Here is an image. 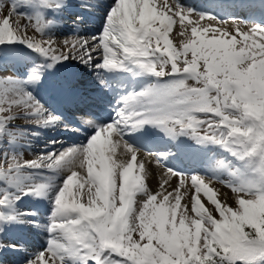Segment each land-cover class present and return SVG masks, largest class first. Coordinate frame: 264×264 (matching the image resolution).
<instances>
[{"label": "snow or ice", "instance_id": "1", "mask_svg": "<svg viewBox=\"0 0 264 264\" xmlns=\"http://www.w3.org/2000/svg\"><path fill=\"white\" fill-rule=\"evenodd\" d=\"M42 2L49 4L50 0ZM153 3L158 14L167 17L162 26L154 19L147 20L146 23L134 20L129 25L122 19V14H118L116 0L106 18L102 35L96 42L85 39L74 42L66 40V51L55 48V41L51 39L35 40L20 36V29L16 25L23 18L15 16L18 19L14 22V6L7 9L6 14L5 8L0 7V44L20 40L35 52L49 58L53 64L65 59L91 63L96 58L93 54L99 53L100 63L96 65L97 68L110 71L123 67L127 62L157 78H172L166 83H157L139 93L124 97L123 107L117 111L113 123L99 128L82 148H69L59 155L41 157L48 160L44 167L49 170L59 169L71 154L91 152L102 136L109 138L115 146L114 150L122 148L136 157L137 161V154L122 140L121 130H138L144 125H152L170 136L189 134L198 143L211 142L223 146L243 164L242 171L229 172L233 181L226 186L231 192L252 197L253 201L264 200V116L257 119L249 115L245 108V105L251 104L264 106V51L258 48L256 52L260 55L244 60L225 52L219 44L221 40L238 37L255 38L256 33H264V27L251 25L247 32H241L240 26L232 22L234 32L229 33L220 28L201 27L197 20L195 26L189 25L191 33L205 34L208 41L214 40L217 43L212 45L206 41L199 51L196 48L186 51V42L182 41L180 48L175 51L169 49L173 59L182 58L173 63L165 53L168 48L165 37L170 41L169 32L173 28L175 17H179L181 21L180 35L184 36L187 32L184 20L191 13L181 10L176 0L174 6L161 7L155 0ZM56 6L59 7L58 4ZM199 17L224 23L213 17ZM29 25L35 32L42 33L41 25ZM27 27L28 25L25 26ZM69 44L71 47H68ZM209 49H212V54L204 59H192L194 55L200 56L201 51ZM216 49L220 50V55L215 54ZM179 63H183L185 67L180 68ZM157 64L161 69L159 71L155 70ZM189 81L197 87L190 86ZM17 109H23L28 115L38 117V124H49L57 119L51 115L45 117L44 110L32 96L22 92L10 79L0 80V131L5 121ZM81 165L84 166L83 160ZM141 166L142 162H139V167ZM40 167L37 161L21 163L12 160L6 165L0 164V180L19 188L28 179L22 175L23 169ZM16 177L19 179L16 180ZM185 178L181 176L174 191L181 192ZM190 178L195 181L201 177L193 175ZM65 181L67 183H63L61 189H67L73 184V180L68 177ZM85 182L91 187L87 172L81 183ZM167 183L168 181H163L161 187ZM144 184L146 186V180ZM192 188L195 193L193 196L201 202L195 184ZM46 189L47 185H35V194L42 195ZM61 189L54 199L48 247L27 264H41V260L45 264H162L164 256L173 264L180 257V264H264V224L258 230L249 223H221L228 216L225 209L237 215L243 214L239 202L235 206H228L222 204L216 195L220 208L207 212L206 216H197L195 211H191L189 215L188 205H182L180 199L185 216L178 215L174 223L184 221L192 231H195L192 224L200 229L195 249L190 251L191 244L177 249L166 247L164 241L158 242L157 239L150 238V234L157 231L159 209L173 195L172 192L153 193L145 187L146 199L137 210L136 196L139 189L134 187L130 190V197H124L128 206L127 211L121 208L122 214L116 212L121 204L117 194V198L110 201L109 206L99 215L78 218L75 215H66L70 210L60 207L64 198V191ZM78 195L81 196V202H84L82 193ZM201 204L204 206L202 202ZM4 206H11V198L7 195L0 199V207ZM205 209L207 210L206 207ZM58 220L68 222L60 225V231H57ZM188 221H192V224ZM169 223H173L171 218ZM2 247L4 245L0 244V248Z\"/></svg>", "mask_w": 264, "mask_h": 264}, {"label": "bare ground", "instance_id": "2", "mask_svg": "<svg viewBox=\"0 0 264 264\" xmlns=\"http://www.w3.org/2000/svg\"><path fill=\"white\" fill-rule=\"evenodd\" d=\"M10 1L13 3L12 0ZM197 1L206 5V8L204 10L198 9V7L191 5L192 3L188 0H176V4L179 8L185 12H190L191 15L186 16L184 20V26L187 29L184 36L180 35L182 29L179 17L174 18L173 28L169 32V39L171 42L165 37V43L168 44L165 53H167L169 49L173 51L175 48H180L182 41L186 42L187 51L190 50L191 47H196V44L200 46L206 41L212 45L217 43L214 40L208 41L205 34L199 32L191 33L189 25L195 26L197 20H199V26L201 27L208 26L220 28L230 33L234 32V26L226 23L227 18H234L237 14H241V17H243L242 22H247L246 25H239L241 32H247L251 25L264 27V4L262 0ZM35 2H37V0H26V5L24 6L25 11L31 12L30 8L33 7V3ZM155 2L158 6L161 5V7H163V5L174 6V0H155ZM115 3L116 0H50V3L47 4L49 8L44 7L42 4L39 5L43 10L41 19L32 17L33 14L26 18L42 22L45 16H50L52 19H48L50 20V24L46 23L45 20H43V23L47 24L46 29L48 34L55 36L56 39L62 40L60 44L63 46L66 40L74 42L78 39L77 36L79 35H88L91 39L89 42H96L97 38L102 35V31L106 24V18ZM57 4L59 7L56 6ZM77 4L79 6H76ZM213 5L217 7L216 10L213 9ZM13 6L14 8L16 7L15 5ZM70 7L74 9L69 11L68 8ZM63 10H66V12H76L77 15L74 16V18L71 17L72 20L85 19L89 21L88 24L80 27L77 23H73L72 26H75V29L67 28L68 24L71 22H66L67 18ZM117 10L118 14H122V19L127 21L129 25H132L134 20L146 23L147 20L154 19L155 21H159L162 26L167 20V17L158 14L154 7L153 0H118ZM200 15L213 17L217 21L224 23H217L216 21L206 18L200 19ZM58 18L59 21L53 23V21L58 20ZM64 24L66 27L62 28ZM141 26H143V23ZM132 31H135L134 27ZM255 38L258 41H264V33H256ZM45 39L51 38L48 37ZM229 40L230 39L221 40L219 42L220 47H233V49L241 48L237 50L242 51V55H244L251 41V36L238 37L233 39V41ZM258 41H255V43H258ZM54 47L58 50L61 49L60 45H54ZM68 47H71V44H69ZM261 47L262 51H264V46ZM93 55L96 58L93 59L91 63H81L78 60L65 59L62 62L53 64L51 60L47 58L46 62L48 65L45 67L43 66V68H45L44 70L39 65L35 66L37 70H34V73L37 75H41L42 73V76L35 78L31 86L23 83L25 87V90H23L28 92L42 107L45 117L55 112L58 116L61 115L63 121L69 125V127L59 130L57 129L59 125L56 121L49 124H38L35 122L34 128L36 127L38 132L43 134L42 137H51L53 134L54 142L52 145L49 144L48 147H46V145H42V147L40 146V142L42 141L36 139L33 144V151H43L45 153L51 151V154H53L62 150L64 145H71L74 148L77 146L80 147L79 145L82 147L86 146V142L82 145L74 143V141L78 142L80 138H82L80 135L86 136V134L94 128H96V132L99 128L113 123L117 111L123 107L122 101L124 97L139 93L157 83H166L172 79L167 76L157 78L151 73L127 62L123 67L118 69L110 71L100 69L95 66L100 63V54L94 53ZM257 55H260V53L255 52V54H250L249 57ZM241 58L244 59L243 56H241ZM144 59L146 60L147 57ZM26 65V61H22V65H18V71L12 68L13 72L21 73L20 68ZM76 67H78V70ZM158 67L159 65L157 64L156 68ZM156 68L155 70L158 71ZM80 70L84 72L79 75L78 72H80ZM27 74L32 75L33 72L30 70ZM79 81L82 82L83 86H77V82ZM70 85L78 88L79 91L69 89ZM92 90L96 93L94 95L95 98L101 100L106 105L101 113L90 110L91 108L89 105L91 102L87 101L86 97L89 96L86 92ZM45 96L47 98L49 97L48 101ZM86 101L87 103H85ZM54 104H56V106ZM20 114L35 119V121L38 119L36 116L28 115L23 109ZM74 127H78L83 134L75 130ZM49 130L52 131L47 134ZM87 137L88 135L86 138ZM121 138L125 144L137 154V161L136 157L131 153L125 152L122 148L114 150L115 146L111 143L109 138L107 136H102L97 147L91 152H88L89 159L95 161L94 165L91 164L89 160L84 161V166L80 165L78 153H73L59 169L54 168L53 170H48L46 176L37 178L28 176V179L16 189V195L20 198L19 203H16L15 206L3 213V215L8 213L14 218L11 216L6 218L0 216L3 218L0 219V243L4 245V247L0 248V252H5L6 250L11 251L5 254L6 256L0 264H14L17 258L25 256H29V260H33L38 254L47 249L48 241L51 238L49 226L52 215L47 217L46 214H48L50 207L54 208V193L60 191L63 183H67L65 181L67 177L73 180V184L67 189H61L64 191V199L60 202V207L62 209L70 210L65 213L66 215H72L81 210L80 195H77V197L72 196L71 190L74 191V179L77 176L80 177V179L83 178L86 172L91 179V185L98 183L103 187H111V190L113 186H111L110 179L114 177L113 174H117L123 194L126 196L131 194L130 190L134 187L139 189V193L143 192V194L145 192V187L147 191L153 193L162 191L172 192L173 195L161 205L159 210H163L166 203L168 205L170 201H177L180 203V199L181 204L188 205V208L192 211L199 210L203 207L201 202L205 204L206 198L210 197L217 202L216 195L222 204H227L228 206H231V204L239 199L226 185L233 181V177L229 175V172L241 171V167L234 157L223 150L218 144L211 142L198 143L197 140L189 134L170 136L160 128L152 125H144L138 130L122 129ZM147 138H153L155 143L149 144L143 141ZM25 146L28 147V145ZM38 146L40 147L38 148ZM65 150L66 149H63V151ZM36 153L30 156L31 161H37L40 165L48 162L47 158L41 159V155L39 157L35 156ZM139 162H142L141 167H139ZM86 165L90 166V169H87L88 171H86ZM170 171L173 172L175 176H173ZM193 175L201 178L192 181L190 177ZM181 176L186 177L184 185L181 188V192H176L174 190L176 185L180 183ZM145 180L146 186L144 184ZM163 181H168V183L162 188L161 185ZM40 184L47 185V189L42 195H37L35 194V185ZM193 184L196 186L197 193L199 194L198 198L201 199V202L193 196V194H195L192 188ZM26 192L28 194H25ZM51 197L52 200L49 199ZM86 202V205L89 206L88 199H86ZM86 202H83V204ZM75 203H79V205ZM32 209L35 212H32ZM42 210L43 212H41ZM2 211H4V208ZM14 221L16 223V228L13 231L24 234L23 238L25 242L27 241L29 243H24L20 235H13L12 240H10L9 236L6 239L1 237L7 228L10 229ZM58 221L57 231H60V225H66L68 222L63 223ZM17 242H22L23 246L21 248L16 247ZM8 245H14V247H9ZM11 253H14L16 258H12ZM0 257H2V254ZM41 264H45V262L41 260Z\"/></svg>", "mask_w": 264, "mask_h": 264}, {"label": "rangeland", "instance_id": "3", "mask_svg": "<svg viewBox=\"0 0 264 264\" xmlns=\"http://www.w3.org/2000/svg\"><path fill=\"white\" fill-rule=\"evenodd\" d=\"M12 1L14 4L10 0H0V7L5 8V14H6L7 9L12 8L13 5L16 6L13 21L15 22L18 19L15 16H20L23 18V19H19V22L16 25L20 29V36L33 38L35 40H40L41 38L45 39V38L49 37L55 41L54 45H60L61 49L59 51H66L67 50L65 45L63 46L62 44H60V42L62 40L56 39L55 36H51L48 34V31L46 29V27H47L46 23L50 24L49 22H50V20H52L50 18V16H48V15L45 16V18H47V19L43 18V20H45L46 23H43V20H42V22H40L37 20H33L31 18H29V19L26 18V17H30L31 14H33V17H38V15L41 16L42 13L40 14V12H39L41 9L39 5L42 4L46 8H49V5L43 3L42 0H37V2L33 3V5L36 4L35 8L34 9L31 8V11L33 12L32 13L30 11L29 12L25 11L24 6L26 5V0H12ZM76 6H79V5L77 4ZM68 9H69V11H72L74 8L70 7ZM35 10L38 12H36ZM41 11H43V10L41 9ZM63 12L65 14V17L67 18L66 22L67 23L71 22L70 24H68L67 28L75 29V26H72L74 23V20H72V18H74V16L73 15H67V14H70L72 12H66V10H63ZM68 17H70V18L72 17V18L70 19ZM41 18L42 17H39L38 19H41ZM48 19H50V20H48ZM230 19L227 18V21H226V23L229 25H231V24L233 25L232 22L236 23L237 25H241V24L246 25V23H247V22L246 23L240 22L239 17H234V18H230ZM58 21H59V18H58V20L53 21V23L58 22ZM29 24L41 25L42 26V33L35 32L34 29ZM27 25H28V27L25 28V26H27ZM64 27H66L65 24L63 25L62 28H64ZM65 34H67V33H65ZM77 38L78 39L83 38L85 40H91L90 36H88V35H86V36L79 35V36H77ZM229 41H233V39H230ZM255 41H258V40L256 38H254L253 36H251V41L248 44V46H247L248 49L246 48L247 51H245L244 55H242V51L237 50V49H241V48L233 49L232 46H231L232 48H229V47H227V48L220 47V48H222L225 52H228V53L233 54V55H237L240 58H241V56H243L244 60L245 59L247 60L250 58L249 57L250 54H255L257 48L261 49L262 48L261 46H264V44H260L261 41H258V43H255ZM191 48H196L199 51L201 49V45L199 46L196 44V47H191ZM176 49L177 48H175L173 51H175ZM190 50H188V51H190ZM211 50L212 49H209L208 51H201L200 56L194 55L192 57V59L202 60L205 57H207L208 55L212 54ZM218 50L219 49H217L215 52L216 55L221 54L220 50L219 51ZM167 55L169 57V61L173 62V63H177L182 59L181 57H176L175 59H173L172 52H170V51H167ZM246 56H247V58H246ZM6 59H7L8 65L6 64ZM22 61H26L27 65L25 67L23 66V68L22 67L20 68L21 73H18V72L14 73L13 70L11 71L12 68H15L18 71V65H22ZM46 61H47V57L42 56L39 53L32 50L31 48L27 47V45L24 42H21L20 40L14 41L12 43H7V42L2 43V44H0V80L10 79L13 82V84L16 87H18L21 91L23 89L25 90L23 83L31 86V84L35 78L42 76V73H41V75H37L34 73V70H37L35 68V66L39 65L41 68H43V66L45 67L48 65V63ZM6 65H7V67L4 68ZM179 67L184 68L185 65L183 63H179ZM44 69L45 68H43V70ZM76 69L78 70V67H76ZM156 69H158V71H159L160 67H158ZM30 70L33 72L32 75L27 74V72ZM83 72L84 71L80 70V72H78V74L80 75V73H83ZM188 83L190 86L197 87V85H192L191 81H189ZM79 86H83L82 82H79ZM24 90H23V92H25ZM248 106H249V108L246 109L247 112L251 111V112L255 113L252 116L256 117L257 119H259L261 116H264V106H258L256 104H251ZM21 110L22 109H17L14 112V115L5 121L3 128H2V131H0V164L6 165L9 161H12V160H15V161L21 162V163L31 161L30 156H32L36 152H39V151H36V152L33 151V144H34V141L36 139H39L40 141H42V142H40L41 143L40 146L46 145V147H48L49 144L52 145V143L54 142L53 141L54 140L53 134L51 135V137H47V136L42 137L43 134L38 132L36 127L34 128V123L36 122L35 119L28 118L24 115L22 116L20 114ZM51 116H53V115H51ZM54 116H56V115H54ZM63 127H65V125L63 123H60L58 129L60 130ZM50 131H52V130L47 131V134H49ZM90 133L91 134H89L86 139L84 138L83 141L80 142L79 144L82 143V145H83V143H85V142L88 143V141H89L88 139L91 138V136L95 134V131L94 132L92 131ZM38 134H39V136H38ZM25 145H28V147ZM40 146H38V148ZM79 146L80 147L77 146L75 148H82L81 145H79ZM219 146L223 150H225L223 146H221V145H219ZM35 147H37V146H35ZM69 148H74V147L71 145H64L62 150H59L53 154L59 155L61 153V151L63 152V149L67 150ZM226 152L229 153L228 151H226ZM51 153H52L51 151L46 152V153L42 151V152L36 153L35 156L39 157L41 155L43 157L44 155L47 156ZM77 153L79 155L78 161L80 162V165H81L82 160L83 161L89 160V162H91V164H93V165L95 164V161L93 159H91V160L89 159L90 157L88 156V152L83 153V154L79 153V152H77ZM234 159L239 164V166L241 167V171H242L243 170L242 162L238 161L235 157H234ZM47 163L48 162H46L43 165H46ZM84 164H85V162H84ZM43 165H41L40 168H36V169L25 168V169H23L22 175L26 176V177L33 176L35 178L40 177V176H46L49 169H47ZM13 166H15V165H13ZM86 166H87L86 171H88L90 169V166H88V165H86ZM5 170H6V168H5ZM113 176L114 177H111V179H110L111 186H113L112 190H111V187H103V186L99 185L98 183H96L95 185H91V187H89L87 182L81 183L83 178L80 179V177L77 176L74 179V191L71 190L72 196L77 197L78 193L81 192L83 195V198H84V202H86V199L89 200V206L86 205L87 202L85 204H83V202H81V200H80V208H81V210H83V209L84 210L83 211L80 210L79 212L73 213L72 215H75L78 218L80 216L99 215L104 210V208H107L109 206L110 201H114L117 198V194L121 200V204H120V207H118L116 209V212L121 213V208H123L125 211H127L128 201L124 199V197H126V195L123 194V190L121 188V183L119 181V176L117 174H115V175L113 174ZM15 179L18 180L19 177H16ZM117 185H119V186L117 187ZM58 188H59V186H58ZM16 189H17V187H14V186L8 184L4 180H0V199H3L6 195L11 198V206L0 207V216H4L5 218L8 216H11L8 213L3 215V213H5L7 210H9L13 206H15L16 203H19L20 198H18L16 195ZM228 189H229V187H228ZM234 194H236L239 199L237 201H235L233 204H231V206H235L236 203L239 202L240 208L243 209V214L237 215L235 212H232L229 209H225V211L228 212V216H226L224 218V221H222L221 223H224L225 225H227L228 223L234 222V221H232V219H236V220H239L242 222L243 221H245L247 223L251 222L250 224L259 230L260 226L262 224H264V200L253 201V198L246 195V194H238V193H234ZM56 195L58 196L59 192L54 193L53 199H55ZM130 195H127V196L130 197ZM209 198H206V202L204 204V206L207 208V210L205 209L204 206L201 207L199 210H196V211L194 210L197 216H206L207 212L215 211V210L220 208V205L216 201H214L212 198H210V199ZM49 199L52 200V197ZM63 199L61 201H63ZM80 199H81V196H80ZM145 199H146L145 192H144V194H143V192H141L136 196V209L137 210L140 209L141 204L145 201ZM176 202L177 201H175V202L170 201V202H168V205L166 203L163 210H159L160 218H159V222L157 223V231L154 233H151L150 238H155L158 240V242L164 241V242H166L165 243L166 247L171 246V247H174L177 249L186 247L189 244H191L192 248L190 249V251H193L195 249L197 234L200 231V229L196 228V224H192V221H188V223L192 224V227L195 228V231H192V229H190L187 226V224H185L184 221H181L178 224L174 223L176 220V217L178 215L179 216H185V213H184L183 208L181 207L180 203L179 202L176 203ZM76 205H79V203H77ZM213 205H215V208H213L214 207ZM3 208H4V211H2ZM53 210H54V208L50 207L48 210V214H46V216L49 217L50 215H52ZM191 211L192 210H190L189 215L191 214ZM32 212H35V211L32 209ZM41 212H43V210ZM44 212H46V211H44ZM11 217H13V216H11ZM229 217L231 218L230 220H229ZM170 218L173 221L172 224L169 223ZM58 222L66 223V221H58ZM196 223H199V222L197 221ZM15 228H16V223L14 221L13 224L10 226V229L7 228L4 231V233L1 235V237L6 239L9 236L10 240H12L13 235H15V236L20 235V236H22V240L24 241V243H26L27 241L25 242V240L23 238L24 234H22L18 231L17 232L13 231ZM169 229H171V230H169ZM27 243H29V242H27ZM22 246H23L22 242H17L16 247L21 248ZM9 252H11V251L6 250L5 252L4 251L0 252V255L2 254V257H0V262L3 261L4 257L6 256L5 254H7ZM22 253H24V252H22ZM11 254H12L11 255L12 258H16L14 253H11ZM181 259H182V257H180V259H178L175 262V264H180ZM28 261H29V256H25V257L17 258L14 261V264H27ZM162 264H173V262L170 261L167 256H164L162 258Z\"/></svg>", "mask_w": 264, "mask_h": 264}, {"label": "trees", "instance_id": "4", "mask_svg": "<svg viewBox=\"0 0 264 264\" xmlns=\"http://www.w3.org/2000/svg\"><path fill=\"white\" fill-rule=\"evenodd\" d=\"M232 221H234V222H232L233 224L242 222V221H239V220H236V219H232ZM242 223H247V222L243 221ZM248 223L250 224L251 222H248Z\"/></svg>", "mask_w": 264, "mask_h": 264}, {"label": "clouds", "instance_id": "5", "mask_svg": "<svg viewBox=\"0 0 264 264\" xmlns=\"http://www.w3.org/2000/svg\"><path fill=\"white\" fill-rule=\"evenodd\" d=\"M245 107H246V109L249 108L248 105H246ZM248 114H249V115H254L255 113H253V112H251V111H248Z\"/></svg>", "mask_w": 264, "mask_h": 264}]
</instances>
